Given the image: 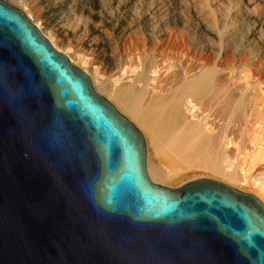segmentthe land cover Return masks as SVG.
Wrapping results in <instances>:
<instances>
[{
  "label": "water",
  "instance_id": "water-1",
  "mask_svg": "<svg viewBox=\"0 0 264 264\" xmlns=\"http://www.w3.org/2000/svg\"><path fill=\"white\" fill-rule=\"evenodd\" d=\"M0 264H264V205L153 182L141 131L0 0Z\"/></svg>",
  "mask_w": 264,
  "mask_h": 264
},
{
  "label": "bare ground",
  "instance_id": "bare-ground-1",
  "mask_svg": "<svg viewBox=\"0 0 264 264\" xmlns=\"http://www.w3.org/2000/svg\"><path fill=\"white\" fill-rule=\"evenodd\" d=\"M4 1L27 11L28 20L52 46L89 74L93 89L134 121L145 139L146 171L153 182L173 187L196 178H210L235 189L249 184L264 195V181L248 177L250 170L264 161V144L253 123L246 131L248 147L243 148L225 135L215 134L206 118L196 113L193 97L212 87L215 72L188 69V64L168 61V80L159 81V69L150 53L132 58L111 51L110 37L104 29V23L111 21L115 36L140 32L146 40L159 44L167 39L166 31L171 27L177 30L194 20L220 19L222 25L217 29L202 24L192 37L194 49H212L217 41L221 48L246 50L251 57L264 56V0H238L243 2L232 12L227 9L218 13L212 8L213 2L230 4V0ZM251 3L263 10L253 9ZM28 8L39 14L31 16ZM214 52L219 58L221 51ZM99 68L111 74L104 76ZM246 85L232 100L234 108L245 117L258 105L260 93ZM231 99L225 96L219 105H229ZM162 144L168 149L163 158L159 155ZM148 146L152 161L148 159ZM231 147L237 150L232 166L227 154ZM261 197L258 199L264 205Z\"/></svg>",
  "mask_w": 264,
  "mask_h": 264
},
{
  "label": "rangeland",
  "instance_id": "rangeland-1",
  "mask_svg": "<svg viewBox=\"0 0 264 264\" xmlns=\"http://www.w3.org/2000/svg\"><path fill=\"white\" fill-rule=\"evenodd\" d=\"M242 2L238 0H230V4L227 2H222L220 4L213 2L212 8L217 13L225 12L227 9L232 12V10L238 7ZM251 6H253L255 10H263V7L260 8L257 4L251 3ZM27 10H29L28 13H30L31 16L39 14L35 9L28 8ZM26 12L27 11H23L25 15ZM203 23L215 25L216 29L222 25L220 19H207L206 22L194 20L185 28L179 27L176 30L171 27L167 29L166 33L167 35L169 34L167 39L159 44L151 40H146L140 32L131 33L130 36H115L111 29V21L104 23V29L110 37L111 51L123 57L132 58L136 55L141 56L145 53H150L154 57L159 69L156 74V78L159 81L168 80L166 74L168 61L174 65H179L178 63L188 64V69L207 68L213 70L216 75V80L212 87L204 94L193 97V102L197 110L196 113L200 117L206 118V122L211 126L215 134L225 135L233 141V143L239 144V146H243V148L248 147L246 131L250 124L253 123L252 128L259 132L264 144V56L251 57L246 50L241 49L233 51L227 48V46L221 48L217 41L214 43L212 49H194L192 37L201 29ZM82 51L84 50L82 49ZM214 51H221L218 55L219 58H216ZM85 54L88 55L89 53L87 52ZM90 62H95V60L91 59ZM98 71L104 76L111 74L108 70L103 68H99ZM241 72H244L247 76L245 79H242V76L244 77L245 75H242ZM245 83H248V85H246L248 88L252 87V90L256 88V90L260 92L258 105L252 107V110L250 109L247 117L241 114L239 110H236L232 102L234 97L236 98L239 96ZM225 96H231V103L229 105L220 106V100ZM125 117L130 119L127 115ZM131 122L134 124L133 120H131ZM147 151L148 159L151 161L154 160L151 147L148 146ZM160 151L162 152H160L159 155L162 158L164 155L168 154V149L165 144L160 145ZM227 154L231 166L234 165L236 161L235 156L237 155L235 147H231ZM248 177H250V179L258 178L260 181H264V161L252 168L248 173ZM236 189L253 195L258 193L254 191L249 184L246 186L237 185ZM258 194L255 195L257 198H260V196L264 197L263 194H259L260 196Z\"/></svg>",
  "mask_w": 264,
  "mask_h": 264
},
{
  "label": "flooded vegetation",
  "instance_id": "flooded-vegetation-1",
  "mask_svg": "<svg viewBox=\"0 0 264 264\" xmlns=\"http://www.w3.org/2000/svg\"><path fill=\"white\" fill-rule=\"evenodd\" d=\"M197 179V178H196ZM194 180V179H193ZM189 181H191V180H189ZM189 181H185V182H183V183H181V184H179L178 186H173V187H169V188H171V189H173V190H180L186 183H188ZM165 186V185H164ZM168 187V186H167Z\"/></svg>",
  "mask_w": 264,
  "mask_h": 264
}]
</instances>
